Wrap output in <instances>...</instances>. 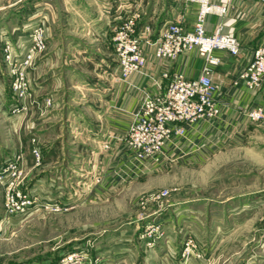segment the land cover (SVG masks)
<instances>
[{
  "label": "rangeland",
  "instance_id": "374dc122",
  "mask_svg": "<svg viewBox=\"0 0 264 264\" xmlns=\"http://www.w3.org/2000/svg\"><path fill=\"white\" fill-rule=\"evenodd\" d=\"M66 4L0 0V166L19 168L16 190L31 189L37 201L24 217H9L0 183V264H264V125L245 116L220 128V114L198 125L214 126L215 144L184 145L161 166L122 163L128 173L119 176L122 153L100 162L111 143L85 133L63 106L71 96L81 110L76 99L100 74L65 51L67 36L96 39L78 30L83 20ZM35 27L46 49L27 64Z\"/></svg>",
  "mask_w": 264,
  "mask_h": 264
},
{
  "label": "crops",
  "instance_id": "0c3cea01",
  "mask_svg": "<svg viewBox=\"0 0 264 264\" xmlns=\"http://www.w3.org/2000/svg\"><path fill=\"white\" fill-rule=\"evenodd\" d=\"M164 1L156 0L152 1L153 4H151L148 0H141L138 5L141 8L140 15L142 16L140 27L144 28L147 25L152 27L154 36L152 35L153 38L150 37V39L153 41L156 36L158 37L164 24L168 22L181 19L186 31H192L194 27L197 12L196 5L188 4L185 0ZM213 1L216 4L225 5L227 12L223 17L210 16L206 23L207 32L212 33L215 25L221 23L224 32L236 37L241 44V54L238 57L221 54L222 63L215 68L212 76L213 81L221 86L217 96V100L222 106L220 128L223 125L224 128H234L235 123L239 124L241 117H245L243 109L257 104L264 105V82L255 92L246 90L241 81L238 86L234 85L239 74L252 60L254 50L264 40V0ZM135 2L136 0H67L66 4L68 7L70 6L77 19L79 17L83 20L85 27L88 26L86 28L79 27L78 30L83 32L86 29L87 35L92 34L96 39L92 41L88 37L90 42L86 43L81 38L85 36L79 32L81 36L78 34L76 37L67 36L70 45L66 46L65 51L73 52L82 56L81 59L90 61L93 66H96L97 72L100 74L87 83L91 87L87 89V92L90 91V93H82L76 99L82 105L81 110L78 111L77 108L68 104L71 96L65 100L66 104L63 106H67V110L75 111L80 119L77 124L79 127L85 128V133L91 132L93 137L100 138L102 136L111 143L106 155L98 157L100 162L115 160L111 155L114 154L117 158L120 154L122 139L125 138L144 95L156 94L159 91V86L164 87L168 83V81L162 79L165 70L170 72V76L175 72H183L188 78L195 79L200 76L203 66V60L196 52L185 54L172 63L164 64L154 57V48L149 43H144V52L146 51L145 55L147 57L144 72L133 75L128 81H121L112 45L113 29L128 18V15L130 17L137 11V9L133 11ZM43 5L45 7L47 4L44 3ZM154 24L157 26H154ZM90 45L95 47L91 48ZM93 53L99 54L98 59L91 56L94 55ZM84 55H89V57L85 58ZM44 62L48 63L50 60L47 59ZM46 79H44L43 86L47 87V91H49L51 83ZM47 94L50 98L57 96V94ZM61 101L63 103L64 98ZM85 110L87 111L86 114L84 113ZM87 113L91 117H95L96 120L91 122L84 120V117H89L86 116ZM54 114L58 113L54 112ZM214 129V126L209 125L198 126L196 129L189 130L188 144L184 140L181 146L188 145V147H192V150H196L198 144H200L199 142H203L205 146L215 144L210 139ZM96 133L102 135L97 136ZM94 141L96 140L94 139ZM113 160L110 165H114ZM119 163L121 173L119 176L123 177L128 173L126 172L128 168L126 169L123 166L121 160ZM113 175H110V177ZM191 208L192 206L189 205L181 211L180 215L182 217L187 216L188 214L184 213H188Z\"/></svg>",
  "mask_w": 264,
  "mask_h": 264
},
{
  "label": "built area",
  "instance_id": "2783aa9c",
  "mask_svg": "<svg viewBox=\"0 0 264 264\" xmlns=\"http://www.w3.org/2000/svg\"><path fill=\"white\" fill-rule=\"evenodd\" d=\"M185 1L196 5L198 9L192 31H186L180 19L164 24L157 40L151 42L152 27L149 25L141 29L138 27L141 19L138 12L113 29V49L121 81H128L133 75L146 68L147 57L144 52V43L155 46L154 57L164 64L172 63L179 57L192 52H196L203 60L198 78H188L183 72H175L170 76V72L165 70L162 79L168 83L164 87L159 86L156 94L144 95L139 110L125 138L122 139L121 160L122 163L131 166L130 170L135 163L147 164L148 162L154 166H161L163 163L178 159L175 154L182 147L181 143L188 137L189 130L221 114L222 106L217 100L221 86L212 78L215 68L222 63L221 54L232 57H238L241 54L239 40L225 33L221 23L215 25L212 33L206 30V23L210 16L223 17L226 14L225 5L216 4L213 0ZM41 34L40 27L33 28L26 63L30 62L36 53L46 49L45 40ZM240 81L250 92H255L262 86L264 40L256 47L252 60L239 74L234 85L238 86ZM16 86L18 87V83ZM19 87L22 88V85L19 84ZM243 114L251 122L264 125L263 107L259 105L248 107L243 109ZM171 148H173L172 152ZM7 171L8 169H4V166H0V183L5 187L6 213L10 215L9 217L14 216L20 219L29 211L36 209L37 201L31 195V189L16 190L17 186L22 185L17 184L16 180L21 175V170L14 166L10 173ZM1 234L2 232L0 237Z\"/></svg>",
  "mask_w": 264,
  "mask_h": 264
}]
</instances>
